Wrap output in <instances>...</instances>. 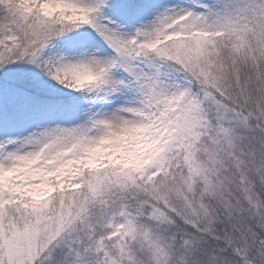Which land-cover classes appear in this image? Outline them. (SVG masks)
Returning a JSON list of instances; mask_svg holds the SVG:
<instances>
[{
    "label": "snow or ice",
    "instance_id": "snow-or-ice-1",
    "mask_svg": "<svg viewBox=\"0 0 264 264\" xmlns=\"http://www.w3.org/2000/svg\"><path fill=\"white\" fill-rule=\"evenodd\" d=\"M0 264H264V0H0Z\"/></svg>",
    "mask_w": 264,
    "mask_h": 264
}]
</instances>
